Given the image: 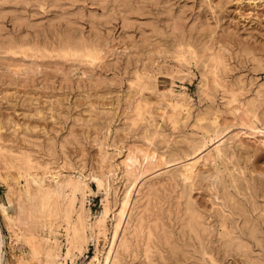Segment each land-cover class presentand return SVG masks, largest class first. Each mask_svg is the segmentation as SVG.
<instances>
[{
  "label": "bare ground",
  "instance_id": "6f19581e",
  "mask_svg": "<svg viewBox=\"0 0 264 264\" xmlns=\"http://www.w3.org/2000/svg\"><path fill=\"white\" fill-rule=\"evenodd\" d=\"M84 2L0 0V54L33 59L29 67L23 66L26 74L39 73L46 60L55 58L54 68L64 72L63 62L85 67L90 59H101L103 31L113 21L120 20L124 29L141 22L137 27L142 34L149 33L143 20L152 21L150 33L160 35L161 42L146 40L151 47L149 64L136 70L127 94L122 93L125 132L135 133L143 145L130 149L126 160L115 166L106 151L112 109L93 108L81 127L87 132L86 126L92 127L91 121L102 115L106 133L93 139L98 158L88 169L84 158L73 162L68 155L66 146H83L74 128L45 142L28 126L16 130L14 140H4L2 131L10 121L0 118V179L18 213L9 214L2 202L0 208L11 245L28 248L16 264H73L91 242L96 260L90 264H225L229 255L240 257L243 264H264V172L248 166L249 154L240 153L243 144L238 143L240 135H255L264 124V88L254 90L242 78L230 80V48L214 42L212 21L202 17L203 11L200 15L207 23L199 20L200 9L199 16H193L182 0H89L88 10ZM207 6L211 8L208 1ZM22 30L25 34L20 35ZM42 33L44 39L39 38ZM242 53L248 61L263 63L247 46ZM167 58L173 60L165 67L172 78L193 75L191 64L200 70L199 102L206 104L204 108L194 113L188 95L159 88L149 68L157 65L162 70L166 63L159 60ZM67 73L63 76L69 79ZM218 95L232 120H221L225 111L217 105ZM159 100L168 106H159ZM42 111L37 107L35 115ZM91 182L105 192V215L97 220L86 209ZM199 191L207 193L208 203L198 201ZM4 247L0 227V262Z\"/></svg>",
  "mask_w": 264,
  "mask_h": 264
},
{
  "label": "rangeland",
  "instance_id": "374dc122",
  "mask_svg": "<svg viewBox=\"0 0 264 264\" xmlns=\"http://www.w3.org/2000/svg\"><path fill=\"white\" fill-rule=\"evenodd\" d=\"M207 1L211 5V8L207 6ZM193 2L194 4L192 5ZM183 3L186 4L185 9L187 11L190 9L188 12L192 13L193 16H195V14L199 16L200 13H204L202 17L206 18V21L208 19L209 21L207 22H210V20L212 21L209 24L210 26L212 25L211 27L214 31L213 41H219L221 44L228 45L227 47L230 48L232 57L228 59L230 67L233 69L230 73V80L242 78L246 84H248V87L253 84L251 87H253L254 90H257L258 87L264 88V0H206V2L205 0H188V2L182 0V5H185ZM84 5L88 10L90 7L89 0H86ZM191 5L195 8H193L195 11H193ZM198 5H200V8ZM202 6L207 8V10L203 9ZM198 9H200V12ZM207 11L209 12L207 13ZM193 12L195 13L193 14ZM198 12L199 15H197ZM212 12H216V16L214 14L211 15ZM207 16L209 17L207 18ZM202 17L200 15L199 18L201 19L199 20L206 22ZM119 21L120 20L113 21L109 29L110 31H103L104 36L101 38L102 49L104 50L102 53L103 58L101 57V59L96 60L90 59L88 65L85 67H79L78 64H72L71 62H63L64 72H57V69L54 68L55 62L57 61V58H55L46 60L39 69V73L26 74L23 72V69L29 67L33 59H24L22 55H18V57L15 58L10 54H0V118L4 120V123H7V120L11 122H8V125H5L2 131L4 140H14L16 138L14 132L18 130V132L22 130L25 131L28 126L33 129L34 136L36 135L41 141L45 142H48V140L60 139V136L66 135L71 128H74L77 133H81L83 146H66L68 155L73 159V162L84 158L87 163V168L89 169V167L93 165L96 166V160L98 158V147L96 143L93 142V139L105 135V122L103 120L104 118L102 119L101 117L102 115H98V119L94 118V120L91 121L93 124L92 127L86 126L89 128L87 132L85 131L86 128L81 127V124L82 121L84 119L86 120L89 116L90 110L96 107L105 108L106 106V108L112 109L109 118L111 120V127L110 132H108V140L106 141V151L113 156L112 161L116 164L115 166H119L126 160L130 149L136 151L138 147L143 145L142 140L140 141L135 133H131L134 135L132 136L130 134L127 135L125 132V116L123 115L124 111H121L124 109L123 106L125 103L123 101L128 92L129 82L134 78V73L137 69H143L145 63L149 64L150 54L148 52L151 47H149V43L146 42V40L148 39L150 43L157 45L161 42L162 37H160V35L153 36L150 33L152 21L148 19L143 20V27L145 26V29L149 30V33L143 34L140 31L142 28L137 27V24L141 22L136 23V27L134 28L124 29L120 26L122 23ZM162 24H160V26L162 25L161 29L165 30V23ZM8 25H10L9 30H12V23L9 22ZM85 29L86 33L90 34V29L87 27ZM24 32L25 31L22 30L20 32L21 34L14 31L11 33H13L14 36H18V34H25ZM29 33H31L30 36L32 37L35 34L32 29ZM154 33L155 32H153V34ZM43 34L44 33L40 35V39L45 38ZM168 36L169 35L166 34V37ZM166 39L167 38L163 39V42ZM168 41L170 44L172 42L171 38H169ZM246 46L254 52L257 58L263 61L260 66L253 61L244 59L242 49ZM165 60L166 62L162 59L159 60L161 64L162 61L163 64L166 63L162 70H160L157 65L154 69L151 67L149 68V70L156 75V82L159 88H171L175 90L174 92L177 94L185 93L188 95L192 101V111L194 113H196L198 109L204 108L206 104H200L199 102L200 70H198L196 66L195 69L194 65L191 64L190 67L193 75L187 78H172L167 74L165 67L173 64V60H171V58ZM24 65L25 67H23ZM12 70L13 72L14 70L17 71V74H13ZM53 70L56 73L53 72ZM84 71H86L85 74ZM158 71L160 73H158ZM184 71L185 74L187 71ZM48 73H51L52 76L47 77L45 74ZM63 73H67L69 79L64 77ZM130 75L133 76L130 78ZM122 93L125 95L123 96ZM216 101L218 107L220 106L219 108L225 111V113L221 115V120H232L233 116L226 112L225 105L223 104L224 101L219 95ZM158 105L161 107L168 106L165 100H159ZM37 107L43 110L42 115L39 117L35 115L37 113ZM14 122L17 124V127L13 124ZM258 130L259 132H256L255 135L251 134L252 136L240 135L238 143L243 144L240 153L244 155L249 154L248 166L257 169V171L264 172V143L262 142L264 139V124H259ZM17 142L21 144L22 134L18 136ZM59 153L61 156V151ZM130 158L133 159L134 155L130 154ZM0 167H2V164ZM87 170L84 173L85 175L88 174ZM1 172L2 174L4 173L3 169H1ZM119 172L118 170V173H116L118 181H116V185H118V187L122 184L121 173ZM90 185L93 193L89 194L87 197L86 209L90 212L91 218L97 220L105 215V192L103 189L99 191L95 182H91ZM6 193L7 188L0 179V206L1 202L3 203L2 205L6 204L4 206L8 208L9 214L16 215L18 213V207L17 205L10 206L5 196ZM195 196L199 202L208 203L207 193L199 191L195 192ZM112 218L113 215L110 214L108 228L111 226ZM0 227L5 242L2 257L3 261L0 262V264H16L19 260V255L24 254V251L27 253L28 248L26 247L24 249L22 244H18L17 246L11 245L10 231L5 224L2 209L0 210ZM107 234L110 235L109 232ZM62 240L64 241L63 238ZM104 247L105 241L101 240L99 244L100 250ZM95 260L96 246L94 242H91L87 251L73 264H90ZM225 262V264H243L240 257L233 255L227 256Z\"/></svg>",
  "mask_w": 264,
  "mask_h": 264
}]
</instances>
